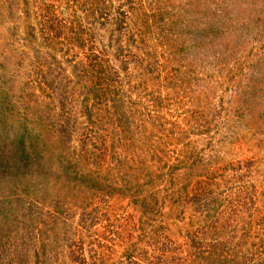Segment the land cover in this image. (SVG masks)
Returning <instances> with one entry per match:
<instances>
[{
	"label": "rangeland",
	"instance_id": "374dc122",
	"mask_svg": "<svg viewBox=\"0 0 264 264\" xmlns=\"http://www.w3.org/2000/svg\"><path fill=\"white\" fill-rule=\"evenodd\" d=\"M0 264H264V0H0Z\"/></svg>",
	"mask_w": 264,
	"mask_h": 264
}]
</instances>
